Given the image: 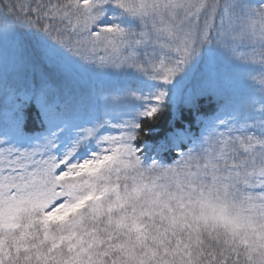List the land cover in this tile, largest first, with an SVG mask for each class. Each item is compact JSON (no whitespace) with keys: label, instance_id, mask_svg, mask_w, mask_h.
Wrapping results in <instances>:
<instances>
[{"label":"snow or ice","instance_id":"6c2138e0","mask_svg":"<svg viewBox=\"0 0 264 264\" xmlns=\"http://www.w3.org/2000/svg\"><path fill=\"white\" fill-rule=\"evenodd\" d=\"M0 264H264V0H0Z\"/></svg>","mask_w":264,"mask_h":264}]
</instances>
